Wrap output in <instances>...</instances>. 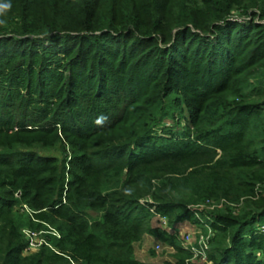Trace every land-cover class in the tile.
<instances>
[{
    "label": "trees",
    "instance_id": "trees-1",
    "mask_svg": "<svg viewBox=\"0 0 264 264\" xmlns=\"http://www.w3.org/2000/svg\"><path fill=\"white\" fill-rule=\"evenodd\" d=\"M0 6V264H264V0Z\"/></svg>",
    "mask_w": 264,
    "mask_h": 264
},
{
    "label": "built area",
    "instance_id": "built-area-1",
    "mask_svg": "<svg viewBox=\"0 0 264 264\" xmlns=\"http://www.w3.org/2000/svg\"><path fill=\"white\" fill-rule=\"evenodd\" d=\"M161 224L163 227L168 228V223L165 218H161ZM207 226V232L198 230L197 232L187 231L181 233L180 226H176L172 229L174 232H180L183 240V246L186 250L194 253L195 258L205 261L207 259V253L210 248V239L214 234L210 225ZM27 239L29 240V247L27 252H34L38 250L43 244H47L46 239L43 237L44 232H37L30 229H25ZM49 232L56 236H60L59 233L50 227ZM160 247V246H158Z\"/></svg>",
    "mask_w": 264,
    "mask_h": 264
},
{
    "label": "rangeland",
    "instance_id": "rangeland-1",
    "mask_svg": "<svg viewBox=\"0 0 264 264\" xmlns=\"http://www.w3.org/2000/svg\"><path fill=\"white\" fill-rule=\"evenodd\" d=\"M46 153H54L56 155H60L59 150H50ZM156 225H159V221L156 219ZM181 228V233L187 232V231H192V232H197L198 229L195 227L191 226L188 223H184L179 225ZM180 235L181 233L178 232ZM160 246V247H158ZM151 250L155 251V256H152ZM169 248H166L163 244H161L158 239L146 235L143 239V241L137 245V257L141 260H146V261H157V262H162L163 260H167L169 258Z\"/></svg>",
    "mask_w": 264,
    "mask_h": 264
},
{
    "label": "clouds",
    "instance_id": "clouds-1",
    "mask_svg": "<svg viewBox=\"0 0 264 264\" xmlns=\"http://www.w3.org/2000/svg\"><path fill=\"white\" fill-rule=\"evenodd\" d=\"M3 7H6V6H0V11L3 10ZM3 23H4V21L3 20H0V24H3Z\"/></svg>",
    "mask_w": 264,
    "mask_h": 264
},
{
    "label": "crops",
    "instance_id": "crops-1",
    "mask_svg": "<svg viewBox=\"0 0 264 264\" xmlns=\"http://www.w3.org/2000/svg\"><path fill=\"white\" fill-rule=\"evenodd\" d=\"M144 261H146V260H144Z\"/></svg>",
    "mask_w": 264,
    "mask_h": 264
}]
</instances>
